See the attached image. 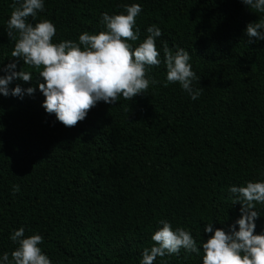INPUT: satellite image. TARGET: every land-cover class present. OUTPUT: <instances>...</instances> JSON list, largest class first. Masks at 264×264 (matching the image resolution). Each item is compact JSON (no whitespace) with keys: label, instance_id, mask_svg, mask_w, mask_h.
I'll use <instances>...</instances> for the list:
<instances>
[{"label":"trees","instance_id":"1","mask_svg":"<svg viewBox=\"0 0 264 264\" xmlns=\"http://www.w3.org/2000/svg\"><path fill=\"white\" fill-rule=\"evenodd\" d=\"M12 3L0 0V77L15 63L32 80L14 79L9 92L36 91L0 94V262L5 252L11 258L10 236L23 227L25 238L43 237L38 247L51 264H140L166 220L190 232L200 254L181 249L154 264H203L206 224L227 232L240 219L230 187L264 182V40L247 43L245 34L264 14L241 0H44L28 22L51 21L56 44L105 31L102 14H126L132 4L142 8L133 49L149 27L162 33L161 63L146 67L158 83L132 101H100L68 128L42 107L40 70L11 55ZM165 44L189 52L200 78L193 88H203L197 100L167 83ZM255 210L254 234H264V204Z\"/></svg>","mask_w":264,"mask_h":264},{"label":"clouds","instance_id":"2","mask_svg":"<svg viewBox=\"0 0 264 264\" xmlns=\"http://www.w3.org/2000/svg\"><path fill=\"white\" fill-rule=\"evenodd\" d=\"M241 3L264 14V0H241ZM11 8L7 23V35L15 40L11 55L24 65L40 70L38 76L44 83L38 87L45 97L42 107L46 113L55 114L63 126L75 127L100 101L116 104L121 96L132 101L143 95L150 83H158L146 78V67L161 63L156 47L161 30L155 25L149 27L147 38L135 49L128 43L139 39V29L135 28L136 18L142 11L139 4L124 5L126 14H102L101 24L106 30L99 34L84 32L79 36V43L69 40L58 44L52 42L56 28L51 21L42 20L35 26L28 22L29 17L35 20L38 12L44 11V0H13ZM245 34L247 43L264 40V19L249 23ZM163 52L167 83H178L192 100H197L203 88H193V81L200 78L192 71L189 52L180 48L173 53L166 44ZM15 68L16 64L12 63L3 69L8 74L0 77V94L5 97L33 95L36 89L32 87L23 90L16 86L9 92L8 85L14 79L32 80L31 72H16ZM229 191L233 204L241 205L240 219L227 232L223 229L213 232L212 223L206 224L204 231L212 235L202 244L203 264H264V234H254L255 221L260 217L255 207L258 203L264 204V182L232 186ZM16 192L19 185L13 186V193ZM159 223L162 227L151 236L154 245L144 249L140 264H154L157 257L166 254L179 255L181 249L200 254L190 232L182 227L173 230L166 220ZM10 239L17 247L11 252V258L5 252L0 264H51L38 247L43 243L42 236L25 238L21 227Z\"/></svg>","mask_w":264,"mask_h":264}]
</instances>
